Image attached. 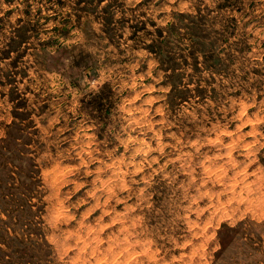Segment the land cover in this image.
<instances>
[{"label": "rangeland", "instance_id": "rangeland-1", "mask_svg": "<svg viewBox=\"0 0 264 264\" xmlns=\"http://www.w3.org/2000/svg\"><path fill=\"white\" fill-rule=\"evenodd\" d=\"M0 264H264V0H0Z\"/></svg>", "mask_w": 264, "mask_h": 264}]
</instances>
